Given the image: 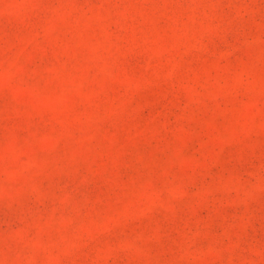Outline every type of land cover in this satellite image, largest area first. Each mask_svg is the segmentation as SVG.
<instances>
[{
    "label": "rangeland",
    "instance_id": "374dc122",
    "mask_svg": "<svg viewBox=\"0 0 264 264\" xmlns=\"http://www.w3.org/2000/svg\"><path fill=\"white\" fill-rule=\"evenodd\" d=\"M0 264H264V0H0Z\"/></svg>",
    "mask_w": 264,
    "mask_h": 264
}]
</instances>
